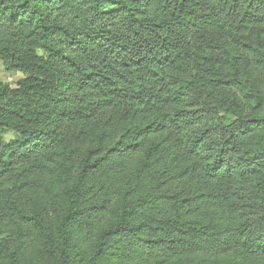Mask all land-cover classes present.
Segmentation results:
<instances>
[{
  "label": "trees",
  "instance_id": "16d2710c",
  "mask_svg": "<svg viewBox=\"0 0 264 264\" xmlns=\"http://www.w3.org/2000/svg\"><path fill=\"white\" fill-rule=\"evenodd\" d=\"M0 61V264H264V0H0Z\"/></svg>",
  "mask_w": 264,
  "mask_h": 264
},
{
  "label": "rangeland",
  "instance_id": "374dc122",
  "mask_svg": "<svg viewBox=\"0 0 264 264\" xmlns=\"http://www.w3.org/2000/svg\"><path fill=\"white\" fill-rule=\"evenodd\" d=\"M24 75L20 72H8L4 66L2 61H0V82L9 84L12 87H15L18 83V81L23 77ZM1 134L3 135L4 139L9 141L18 136V134L15 131L10 130H1Z\"/></svg>",
  "mask_w": 264,
  "mask_h": 264
}]
</instances>
